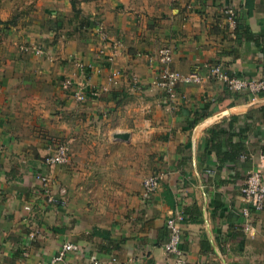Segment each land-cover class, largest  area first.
<instances>
[{
	"label": "crops",
	"instance_id": "1",
	"mask_svg": "<svg viewBox=\"0 0 264 264\" xmlns=\"http://www.w3.org/2000/svg\"><path fill=\"white\" fill-rule=\"evenodd\" d=\"M47 2L64 20L46 17L25 39L41 43L42 54L21 52L15 30L0 41V264H44L66 241L79 248L68 264H171L163 244L175 211L185 264H264V208L250 210L244 230L240 193L250 169L264 177V92L205 79L180 85L170 106L155 85L166 44L182 73L219 62L234 75H262L264 0H93L80 6L92 24L74 31L70 2ZM115 71L122 76L112 83ZM65 77L105 90L78 102L60 84ZM64 141L70 162L46 166ZM156 171L160 183L146 201L142 180ZM38 172L63 202L47 201ZM105 195L119 202L103 218L92 200Z\"/></svg>",
	"mask_w": 264,
	"mask_h": 264
},
{
	"label": "built area",
	"instance_id": "2",
	"mask_svg": "<svg viewBox=\"0 0 264 264\" xmlns=\"http://www.w3.org/2000/svg\"><path fill=\"white\" fill-rule=\"evenodd\" d=\"M224 13L227 16L230 25L236 24V12L234 9L226 7ZM34 51L42 54L44 49L41 47H34ZM104 49L100 50L103 53ZM172 52L173 46L166 44L158 49L157 62L160 67L156 74L155 85L164 94L165 98L171 102L170 106L175 102L178 96V87L182 84L201 83L203 80H211L221 84L226 90L230 92H246L252 97L258 96L264 92V73L256 77H245L234 75L227 68L219 62L211 64H204L201 68H196L189 73H182L172 68ZM104 55V54H103ZM108 61H112L113 54L107 55ZM76 66L85 72L88 65L78 62ZM114 76H122V72L115 71L111 73L108 79L112 81ZM132 87L139 90L140 81L136 76L130 77ZM66 89L71 90L73 97L78 102H84L90 97L99 94L105 89H98L93 87H85L81 82L78 83L70 77H65L60 83ZM71 159L70 141H64L56 145L50 152H48L43 159L46 166H58L67 164ZM159 171L149 174L142 180L141 196L144 200L149 201L155 190L158 188L161 178ZM36 179L41 186V192L47 197V201L52 206H57L60 201L59 197L51 193L50 177L42 172L36 174ZM240 193L243 201L246 203L241 211L245 218L242 227L244 230H249L251 225L249 223L250 210L260 211L264 208V177L257 169H250L243 178L240 185ZM183 220L182 212H173L168 215L165 220V227L167 229V240L163 244L165 252L169 255L171 264H185V254L181 247L182 230L180 222ZM36 231L29 233L28 238L32 240L35 237ZM77 244L73 242H62L56 252L44 264H68V255L71 252H78ZM115 257H111L107 261H102L98 258H89L86 264H113Z\"/></svg>",
	"mask_w": 264,
	"mask_h": 264
},
{
	"label": "rangeland",
	"instance_id": "3",
	"mask_svg": "<svg viewBox=\"0 0 264 264\" xmlns=\"http://www.w3.org/2000/svg\"><path fill=\"white\" fill-rule=\"evenodd\" d=\"M70 2V0H68ZM77 8L81 9L82 2H88L93 0H73ZM47 0H0V41L7 36L11 41L14 39L13 36H10L11 31L20 32V41L16 40L18 43V49L22 52L29 50L34 51V47L38 46L42 49L44 46L41 43H37L33 40L31 43L29 40H25L30 36L29 34L40 33L39 25L43 24L48 19L51 23L54 21L57 22V19L64 20V17L57 13L49 14L51 9L47 5ZM71 5V4H70ZM48 12V13H47ZM47 15H54L55 18L48 17ZM81 14H79L80 16ZM82 16V15H81ZM64 22V21H63ZM58 23V22H57ZM60 23H58L59 25ZM52 25H54L52 23ZM58 25L56 28H58ZM75 30V27L72 26V31ZM31 49V50H30ZM96 203L97 210L100 214V217L105 218L107 214L106 210L114 206V203L119 202V200H114L108 196L92 200ZM112 211V210H111Z\"/></svg>",
	"mask_w": 264,
	"mask_h": 264
},
{
	"label": "trees",
	"instance_id": "4",
	"mask_svg": "<svg viewBox=\"0 0 264 264\" xmlns=\"http://www.w3.org/2000/svg\"><path fill=\"white\" fill-rule=\"evenodd\" d=\"M70 4L73 13L70 21L76 22L74 25L75 30H84L89 27L92 24L91 20L85 15H82L80 8H77L73 0H70ZM79 14H81L82 16H79Z\"/></svg>",
	"mask_w": 264,
	"mask_h": 264
},
{
	"label": "water",
	"instance_id": "5",
	"mask_svg": "<svg viewBox=\"0 0 264 264\" xmlns=\"http://www.w3.org/2000/svg\"><path fill=\"white\" fill-rule=\"evenodd\" d=\"M119 136H120V137H125V135H123V134H119Z\"/></svg>",
	"mask_w": 264,
	"mask_h": 264
}]
</instances>
